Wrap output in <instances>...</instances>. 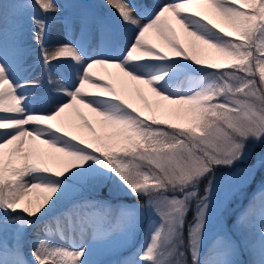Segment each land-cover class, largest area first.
<instances>
[{
	"label": "snow or ice",
	"instance_id": "snow-or-ice-1",
	"mask_svg": "<svg viewBox=\"0 0 264 264\" xmlns=\"http://www.w3.org/2000/svg\"><path fill=\"white\" fill-rule=\"evenodd\" d=\"M105 3L116 10L122 26L132 29L127 43L114 36L109 46L90 51L82 39H69L49 50L47 17L60 11L56 0H0V233L16 226L11 245L0 235V264H93L83 236L91 233L95 243L115 231L130 234L145 212L156 219L145 243L124 264H188L189 254L191 264H241L236 241L216 236L205 251V233L215 170L244 163L249 141L264 142V0H166L147 15L130 0ZM195 5L211 9L231 32L191 11ZM170 19L190 37L193 52L214 50L219 62L189 56ZM28 23L45 71L61 59L77 69L71 83L49 73L48 83L64 98L55 107L37 106L41 81L27 75L24 66ZM89 23L81 14L82 33ZM71 28L72 21H66V30ZM153 29L175 57L147 44L145 34ZM104 64L151 89L159 99L145 100L150 115L143 116L106 82L92 77L90 70ZM76 103L91 109L111 131L85 144L53 128L49 121ZM84 126L95 131L87 121ZM26 138L48 151L25 148ZM52 161L60 165L53 168ZM259 167H264V154L237 171ZM107 181L145 197V203L114 210L107 201L84 198L56 211L70 193L95 191L107 187ZM30 193L36 200L25 203ZM259 219V240L248 245L254 257L250 264H264V211ZM38 222L29 261L22 251L24 230Z\"/></svg>",
	"mask_w": 264,
	"mask_h": 264
},
{
	"label": "rangeland",
	"instance_id": "rangeland-1",
	"mask_svg": "<svg viewBox=\"0 0 264 264\" xmlns=\"http://www.w3.org/2000/svg\"><path fill=\"white\" fill-rule=\"evenodd\" d=\"M131 3L137 5V7L148 14L153 6H157L166 2V0H130ZM56 3L60 7L59 12H52L47 17L48 22V39L47 47L49 50L53 49L57 44L66 43L69 39L83 40L87 42V46L90 51H100L102 48L109 46L113 40V37H117L120 43H127L128 39L133 35V31L130 27L122 26L119 22V17L115 9L110 8L105 0H56ZM191 11L198 12L201 16L207 17L218 28H224L225 31L231 32V29L208 7L202 5H195L191 8ZM81 14H87L90 23L81 32L80 18ZM137 19H141L142 23L147 22L137 14ZM72 21V28L69 32L66 30V21ZM171 26L176 32V36L182 46L188 52L189 56H195L197 59H201L205 62H219V54L214 50L206 49L202 54L199 48L196 52H193L190 46V37L184 32L182 27L175 22V20H169ZM76 30L74 31V26ZM101 25L106 26L107 30L102 29ZM78 26V27H77ZM27 29L24 40L26 46L29 49L25 56V68L27 69V75L33 79H40L41 86L37 89V93L40 95V105L38 107L49 108L55 107V105L64 99L59 96L56 91L53 90V86L48 83V75L56 80H63L65 83H71L75 77L77 69L73 67L74 62H69V59H61L53 61V66L48 71H45L43 63L39 60V50L34 39L31 36L32 26L30 23L27 24ZM79 31V33H78ZM107 33L109 34L107 36ZM92 35L96 37H103L99 40L100 44L96 39L87 38ZM234 35V34H233ZM105 37L108 38L106 41ZM147 44L154 45L161 52L166 53L169 57H175V52L172 48L164 44L158 37L155 30H150L145 34ZM51 41V42H49ZM103 46L101 43H103ZM206 48V46H203ZM187 63V62H186ZM193 67H196L193 64ZM91 71V75L94 79H99L102 82H106L108 86H111L123 99L128 103L132 104L143 116L150 115L148 109L145 107V100L149 103H154L158 97L151 92V89L147 85L139 84L136 81L126 77L120 69L109 65H96ZM183 80V78H181ZM258 79V76H257ZM186 84V81H183ZM87 92H96L97 89L86 87ZM141 96L144 99H141ZM67 102V101H65ZM166 103V102H165ZM78 113V114H77ZM156 115L159 118H164L160 112ZM63 118L64 120H60ZM101 117H98L91 109L86 108L83 104L76 103L72 108H65V110L57 117L54 121H49L53 124V128L60 127L63 131H68L70 135H75L77 140H83L85 144L93 143L95 136H104L108 131H111L110 127L104 126L100 123ZM85 121L92 125V129L85 127ZM181 122V121H175ZM62 126H60V124ZM32 146L39 151H48L47 146L41 144L39 141L29 142L26 138L25 148ZM249 158L246 159L247 163H237L233 168H217L216 172V190L211 199V212L209 216V223L205 233V251H207L208 242L213 240L216 236H229L236 241L239 247V254L236 257L241 261V264H250L253 255L249 251L248 245L259 240V223L260 213L264 211V177L260 180L255 181L254 185L258 194L256 197H251L254 200V204L251 202H243L242 199L246 193H240L238 201L230 207L229 214H233L231 220H227V216L222 218L220 215L222 209L229 204V201L234 197V193L250 182L255 171H237L247 170L249 165L256 162L257 158L264 154V142L256 143L249 141L248 143ZM22 164L21 160L16 161V166ZM60 165V161L50 162V166L56 168ZM109 185L107 196L103 197V191L101 188L95 191H91L84 196L79 197L77 200L84 198L97 199L107 201L113 206V209H118L121 205H138L145 203V197H134L126 189L118 187L117 184H112L110 181L105 182ZM205 184L207 181L204 182ZM241 186V187H240ZM240 187V188H239ZM203 184L201 185V189ZM246 192V191H245ZM104 195V194H103ZM123 197L121 201L117 199ZM33 201L36 200V194L30 193L26 198ZM252 205V207H250ZM254 205V206H253ZM228 206V205H227ZM250 207V208H249ZM235 209L237 213L234 214ZM64 211V210H62ZM61 211V212H62ZM242 217H247L243 223H240ZM155 217L150 216L147 212L140 217L134 230L129 233H121L115 231L111 236L105 240L97 241L93 243L91 239V233L83 236L84 243L91 247L90 260L93 264H124L126 260L134 258L135 253L145 243L148 235L150 223L155 220ZM256 224V228L254 225ZM41 222H38L36 226L26 228L24 230V241H23V254L25 259L31 261L32 257L30 254L32 248V241L36 237V233L39 231ZM15 225H10L6 233H0V235H6L8 238L9 245L12 243L13 229ZM185 237H186V233ZM81 237L79 234L76 235V240L79 242ZM67 246V245H65ZM203 258V257H202ZM101 260V262L99 261ZM191 259L190 254L187 256L188 264Z\"/></svg>",
	"mask_w": 264,
	"mask_h": 264
},
{
	"label": "trees",
	"instance_id": "trees-1",
	"mask_svg": "<svg viewBox=\"0 0 264 264\" xmlns=\"http://www.w3.org/2000/svg\"><path fill=\"white\" fill-rule=\"evenodd\" d=\"M262 175L261 174H259L258 175V178L259 177H261ZM252 187V184H250L249 185V187H247L248 189H250ZM250 192H252V194H254V190H252V189H250ZM257 195V194H256ZM71 196L69 195L68 197H66L64 200H62L59 204H58V206H60V205H63L69 198H70ZM246 198V197H245ZM234 202V201H233ZM232 202V203H233ZM191 215H192V212H191Z\"/></svg>",
	"mask_w": 264,
	"mask_h": 264
},
{
	"label": "bare ground",
	"instance_id": "bare-ground-1",
	"mask_svg": "<svg viewBox=\"0 0 264 264\" xmlns=\"http://www.w3.org/2000/svg\"><path fill=\"white\" fill-rule=\"evenodd\" d=\"M152 8H155V6H153ZM49 42H51V41H49ZM60 120H64L63 118H61ZM60 124V126H62V124L61 123H59ZM0 131H2V130H0Z\"/></svg>",
	"mask_w": 264,
	"mask_h": 264
}]
</instances>
